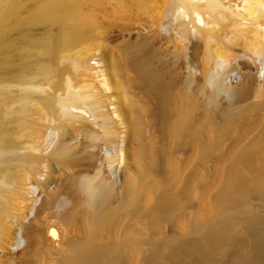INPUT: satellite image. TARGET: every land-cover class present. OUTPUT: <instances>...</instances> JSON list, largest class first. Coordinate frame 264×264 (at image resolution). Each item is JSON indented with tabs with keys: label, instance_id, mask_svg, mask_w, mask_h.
Instances as JSON below:
<instances>
[{
	"label": "rangeland",
	"instance_id": "1",
	"mask_svg": "<svg viewBox=\"0 0 264 264\" xmlns=\"http://www.w3.org/2000/svg\"><path fill=\"white\" fill-rule=\"evenodd\" d=\"M244 1L86 0L76 40L28 25L59 40L18 37L26 63L0 71V264H264V34Z\"/></svg>",
	"mask_w": 264,
	"mask_h": 264
},
{
	"label": "bare ground",
	"instance_id": "2",
	"mask_svg": "<svg viewBox=\"0 0 264 264\" xmlns=\"http://www.w3.org/2000/svg\"><path fill=\"white\" fill-rule=\"evenodd\" d=\"M27 1L28 0H0V71L1 70L4 71L6 69L9 70L13 68L12 66L15 63L16 58H18L20 64L26 63L24 53L26 54L27 52L23 53L21 51L23 47L22 48L20 47L21 50L19 48V52H21V53L18 52L20 54L19 57L14 58V55L17 54L14 53L13 55L14 47L18 46L17 45L18 37L26 43V46L25 48H23V50L28 49V47L33 48L35 45L38 44H43L44 46L43 50L45 51V50H49L54 44L58 42L59 40L58 34L52 35L50 37L48 36L46 39L31 35L30 31H27V29L29 28L28 25L30 23H38V22L55 23L57 24V26L58 25L60 26L59 32L64 33L66 37L70 40L79 39L87 33V26L91 22L92 15L89 11H87L84 8V3H86L85 2L86 0H32L31 9L26 15H23L21 12L25 7ZM192 1L193 3H198L199 1L202 0H192ZM206 1L207 3H210L212 5L217 3V0H206ZM236 6L242 7L245 10L246 14L249 16V18L247 17H242V18L250 19L255 25L256 31H261L264 34L263 22L261 21V17L264 16V0H255L254 2L245 0L243 4L240 5L239 3H237ZM195 13L197 15L198 20L205 22V18L202 13L198 11H196ZM14 33H17L18 36L15 37ZM239 51H241L239 48H232L228 50V53L239 52ZM25 67H28V65H25ZM250 68L252 69L253 67L250 66ZM8 70H6V72ZM141 131H142L141 128L137 129L138 134H141ZM6 134H7V128L3 126V123L0 119V138H4ZM147 164H148L147 160H145L144 166L146 168H147ZM0 166L2 167L3 164L1 163ZM234 169L235 167L232 169V171ZM144 172L145 169L143 167L140 170V172H138V174L135 175L134 179H132V183L130 184L131 186L128 191L132 199L140 196V194L146 189V183L144 182ZM237 180H238L237 172L234 170L232 175L230 174L228 179L225 180L226 186L225 185L224 186L226 187L227 193L226 191L225 193L227 195L229 193L235 192L237 187L236 186ZM106 217L107 216L104 213L97 216V218L93 223V228L98 229L100 225L102 226V223L105 221ZM46 230H47L46 232L47 238L52 240L56 239L60 232V228L58 224L53 221L47 224ZM21 237L22 238L19 240V242H21L23 239L26 240L24 235H21ZM91 242H89V244ZM88 246L90 245H87V243L82 244L80 247L78 246L79 247L78 252L81 254L85 253L84 254L85 260H86L87 250L89 249L90 251H92L91 250L92 248L90 249L88 248ZM94 253L93 256L95 255ZM91 255L92 253L90 252V256ZM77 263L78 262L75 263L72 262L71 264H77Z\"/></svg>",
	"mask_w": 264,
	"mask_h": 264
}]
</instances>
